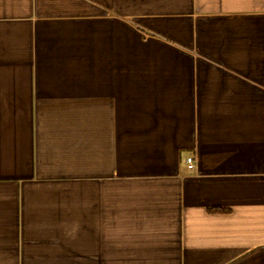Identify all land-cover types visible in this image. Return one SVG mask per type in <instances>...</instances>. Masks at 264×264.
I'll use <instances>...</instances> for the list:
<instances>
[{
	"label": "crops",
	"instance_id": "0c3cea01",
	"mask_svg": "<svg viewBox=\"0 0 264 264\" xmlns=\"http://www.w3.org/2000/svg\"><path fill=\"white\" fill-rule=\"evenodd\" d=\"M0 264H264V0H0Z\"/></svg>",
	"mask_w": 264,
	"mask_h": 264
},
{
	"label": "built area",
	"instance_id": "2783aa9c",
	"mask_svg": "<svg viewBox=\"0 0 264 264\" xmlns=\"http://www.w3.org/2000/svg\"><path fill=\"white\" fill-rule=\"evenodd\" d=\"M186 162L189 167H193L194 164L191 156L186 158Z\"/></svg>",
	"mask_w": 264,
	"mask_h": 264
}]
</instances>
